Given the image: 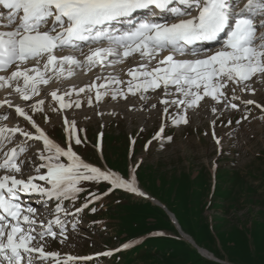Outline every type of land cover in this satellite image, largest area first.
<instances>
[{
	"label": "snow or ice",
	"instance_id": "snow-or-ice-1",
	"mask_svg": "<svg viewBox=\"0 0 264 264\" xmlns=\"http://www.w3.org/2000/svg\"><path fill=\"white\" fill-rule=\"evenodd\" d=\"M240 3L241 0H0V90L10 89L9 95L14 93L22 101H30L41 95V85L52 79L67 78L74 69L83 66L87 72L90 67L109 66L139 53L148 63L130 70L129 81L106 77L102 84L94 82L63 94L53 91L51 96L58 107L51 111L81 107L80 99L70 98L85 93L92 94L87 97L91 107L94 101L100 103L106 97L127 99L129 94H139L145 100L146 93L158 89H163L160 103L164 105V119L170 118V126L175 127L187 125L188 111L200 108L206 98L212 101L209 107L213 115L222 111L216 105L240 110V104L235 101L245 106L255 104L264 110V105L236 94L237 88L242 93H254L248 82L253 77L264 79V31H261L264 20L256 23L258 17H264V0H250L238 9ZM189 10L198 14L192 15ZM142 12L147 16L132 23ZM158 12L174 16L178 22H161L155 18ZM124 23L132 26L121 32L117 26ZM211 42H217L215 49L200 46ZM101 43L108 46L93 48ZM81 45L90 49L83 62L72 55H56L63 51L79 52ZM163 52L168 54L161 57ZM186 55L194 58H175ZM153 60L156 67L149 68ZM124 84L126 89L121 87ZM44 105L45 100H37L29 114L11 100L0 101V107L14 108L34 129L32 132L18 125L0 126V172L3 173L0 175V264H79L81 259H92L45 250L49 237L59 238L60 243L68 239L64 217L76 216L102 198L90 192L76 212H69L65 202L75 203L79 199L85 191L84 182H107L112 190L144 195L139 193L132 173H129L131 179H124L102 171L74 151L73 144L83 146L86 141L74 120L64 117L65 147L50 139L34 119V115L44 113V122H49ZM6 118L7 114H0V119ZM164 132L162 123L155 139L170 142L172 138ZM17 135L23 137V142L5 151ZM102 138L100 134L101 141ZM30 141L42 142L43 148L37 152L41 163L36 166L33 161L25 168L28 161L21 157L31 147ZM216 143H220L218 138ZM32 168L36 175L19 178L28 176ZM24 196H42L49 202H59L58 210L54 209L58 218L43 223L36 216V209L22 204ZM54 226H59L60 231H54Z\"/></svg>",
	"mask_w": 264,
	"mask_h": 264
},
{
	"label": "rangeland",
	"instance_id": "rangeland-1",
	"mask_svg": "<svg viewBox=\"0 0 264 264\" xmlns=\"http://www.w3.org/2000/svg\"><path fill=\"white\" fill-rule=\"evenodd\" d=\"M102 70L104 76L117 73V70L115 73L107 68ZM80 71L84 70L73 72L68 83L76 85L79 79L93 73ZM114 78L124 82L131 79L128 75ZM82 83L71 85L76 89L88 85ZM248 83L255 89L254 93H242L237 88L236 94L264 105V79L253 77ZM56 85L54 82L53 86L51 83L44 86ZM121 87L126 89V84ZM6 90L9 89L0 93H7ZM228 92L231 95V86ZM159 94L163 95L160 89L150 91L145 100L139 94H129L127 99L106 97L100 103L94 101L90 107L87 97L92 94L85 93L70 98L80 99L81 107L60 112L51 111L58 105L51 101L50 94L36 96V101L45 100L49 122H44V113L34 115V119L52 140L65 147L64 117L74 120L78 130H83L82 139L85 130L90 135L83 146H73L86 163L124 179H131L129 173H132L136 185L159 204L126 190H112L107 182H84L85 191L79 198L86 200L90 192L102 198L93 202L94 211L87 209L76 216L64 217L68 239L58 252L80 258L99 256L108 250L118 252L119 260L98 257L95 264H264V110L255 104L245 106L235 101L240 104V110L216 105L222 111L213 115L209 107L212 101L206 98L200 108L188 111L187 125L171 127L170 118L164 119ZM107 99L110 100L106 102ZM32 100L20 104L29 114L36 102ZM131 106L139 108L129 111ZM245 115L247 119H243ZM7 116V127L18 125L32 131L27 121L11 117L12 113ZM229 120L231 124L227 123ZM162 123L165 130L171 128L170 142L155 139V131ZM22 142L17 135L7 148ZM30 145L22 156L28 161L25 168L33 161L41 163L37 152L43 147L38 142ZM35 200L33 208L40 221L49 224L57 218L54 207H59V202L39 196ZM78 200L65 202L69 212H75L86 202ZM77 220L81 222L76 223ZM53 230L59 231L56 226ZM181 233L190 242L182 239ZM51 243V250L62 245L59 238L49 237L45 249L48 252ZM124 245L131 247L121 249ZM197 247L209 250L212 261L201 258Z\"/></svg>",
	"mask_w": 264,
	"mask_h": 264
},
{
	"label": "bare ground",
	"instance_id": "bare-ground-1",
	"mask_svg": "<svg viewBox=\"0 0 264 264\" xmlns=\"http://www.w3.org/2000/svg\"><path fill=\"white\" fill-rule=\"evenodd\" d=\"M244 3H242L241 4V6L243 5ZM64 52H71V51H63V52H60L59 54V56H65V55H68L69 53H64ZM77 53V55H79V57L77 58V59H79L78 61H81V62H83L84 61V58H85V56H87V55H89V53H90V49H86V50H83V51H80V52H76ZM166 53V54H165ZM164 55L163 56H166L168 53L167 52H164L163 53ZM208 54H210V53H207V54H204V55H208ZM75 54H72V56H74ZM82 55V57H80ZM75 58H76V56H74ZM178 58H180V57H178ZM111 59V58H110ZM187 59V58H186ZM142 59H140V61H141ZM144 61H146V60H142V62H144ZM118 62H120V61H118ZM118 62H116L117 64L113 67V65L115 64V62L114 63H112L111 65H109L108 67L110 68V69H112V70H118V71H122V72H125V70L124 69H127V68H129L128 67V64H126V61L124 60V61H122V62H120V63H118ZM156 65V64H155ZM113 67V68H112ZM115 68V69H114ZM135 69V68H134ZM76 70H84V68H83V66H81L79 69H76ZM131 69L129 68V70L128 71H130ZM74 71V70H73ZM73 71H72V73H73ZM108 71V70H107ZM116 72V71H115ZM114 72V73H115ZM118 73V72H117ZM119 73H121V72H119ZM118 73V74H119ZM72 75V74H71ZM70 75V76H71ZM91 74H88L86 77H84V78H81V79H79V83L77 84L76 83V85H74V86H77V85H81V84H83L82 82H86L87 83V81H90V80H92V82L93 81H98V77L97 78H95V77H93V76H90ZM120 75V74H119ZM127 75V74H126ZM67 77V78H62V79H60L59 81H57V80H55V81H53V82H55V83H57V85L55 86V87H50V88H48V87H46V88H44V89H40L42 92H41V94L42 95H44V93L45 92H47L48 93V95L50 94V96H51V93L53 92V91H57V90H59V92L61 93V94H63V93H65L66 91H67V89H69L70 90V88H73L72 87V85L70 84V83H68V78L70 79L71 77ZM114 77V76H113ZM100 78V77H99ZM101 79V78H100ZM99 79V80H100ZM73 80V79H72ZM76 80V79H75ZM104 80V79H103ZM62 82H66V83H68L67 85H65L64 83H62ZM98 83V82H97ZM5 90V89H4ZM161 90V92H163V89H160ZM1 92V91H0ZM6 92H7V90H6ZM10 93V92H9ZM9 93L7 92V93H4V92H2V93H0V99H1V97H2V99L4 98V100L5 99H8V100H11L15 105L17 104V103H20V102H18V100L20 101V98L19 97H16L15 98V96L14 97H12L11 95H9ZM160 95V94H159ZM162 95H160L159 96V99L161 100L162 99ZM18 98V99H17ZM1 99V100H2ZM37 99V98H36ZM36 99L34 100V102L36 101ZM50 99H51V101L52 102H54L53 101V98H52V96L50 97ZM159 99H158V101H159ZM0 100V101H1ZM4 100H2V101H4ZM110 99H107V101L106 102H108ZM157 104H159V103H157ZM161 106H163V105H161ZM139 107L137 106V107H135V106H131L130 108H129V111H131V110H137ZM8 110H10L9 108L7 109V107H0V114H4L5 112H7ZM12 112L11 111H9V115L11 114ZM4 124H6V123H4ZM7 126V125H6ZM12 127H14V126H12ZM23 140V139H22ZM31 143V142H30ZM35 144V143H34ZM24 177H26V176H24ZM27 177H29V176H27ZM123 178V177H122ZM136 187L138 188V190H139V193H143L144 195V197H146L147 199L148 198H150L149 197V195H147L146 193H145V191H143L142 189H140L137 185H136ZM136 194V193H135ZM237 193H235V195H236ZM139 195V194H138ZM29 203H31L30 201H29ZM170 214V213H169ZM170 216H171V214H170ZM171 221H172V224L174 225V227L176 228V230L178 229V226L176 225V223H175V219L173 218V219H171ZM184 237H182L185 241H187V242H190V238L187 236V235H184V234H182ZM200 253H201V257H203L204 259H206V260H211V258L213 257V254L210 252V251H208V250H205V249H203V248H200ZM213 259H215V260H217L215 257L213 258ZM212 261V260H211ZM218 261V263H221V261L220 260H217Z\"/></svg>",
	"mask_w": 264,
	"mask_h": 264
}]
</instances>
